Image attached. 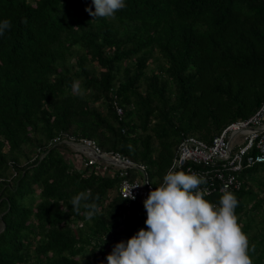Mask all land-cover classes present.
<instances>
[{
    "label": "trees",
    "instance_id": "obj_1",
    "mask_svg": "<svg viewBox=\"0 0 264 264\" xmlns=\"http://www.w3.org/2000/svg\"><path fill=\"white\" fill-rule=\"evenodd\" d=\"M124 2L114 19H94L92 0H0V22H11L0 36V264H107L146 230L144 204L127 206L117 175L73 164L59 135L146 165L157 187L183 138L211 142L264 103V0ZM241 176L235 214L264 264V164ZM86 190L101 209L90 221L70 205Z\"/></svg>",
    "mask_w": 264,
    "mask_h": 264
},
{
    "label": "clouds",
    "instance_id": "obj_2",
    "mask_svg": "<svg viewBox=\"0 0 264 264\" xmlns=\"http://www.w3.org/2000/svg\"><path fill=\"white\" fill-rule=\"evenodd\" d=\"M92 3L95 10L88 7L85 11L94 19H114L126 7L124 0ZM10 28L9 20L0 22V36ZM72 92L84 96L78 80L73 82ZM206 183V178L196 173L169 168L163 182L143 202L146 230L142 228L126 242L117 243L106 257L107 264H253L249 251L254 253L255 245L250 249L238 223L237 197L225 188L218 205L211 203L205 199L207 190L201 188ZM131 189L125 199H135ZM98 199L91 190L81 191L71 198L70 205L77 215L83 208L85 219L90 221L101 212Z\"/></svg>",
    "mask_w": 264,
    "mask_h": 264
},
{
    "label": "built area",
    "instance_id": "obj_3",
    "mask_svg": "<svg viewBox=\"0 0 264 264\" xmlns=\"http://www.w3.org/2000/svg\"><path fill=\"white\" fill-rule=\"evenodd\" d=\"M113 106L117 114L123 116L124 109L117 95H114ZM53 143L71 144L74 151L82 152L85 155L82 168L97 167L104 175L110 166L117 167L113 170L120 178L118 190L128 207L143 203L149 192L156 188L146 165L136 163L120 152L103 151L95 139L63 133L53 139ZM258 164H264V103L250 117L231 122L211 142L196 136L183 138L170 168L186 169L205 177L207 183L201 188L207 190L206 196H210L223 193L225 188L239 190L244 184L243 171ZM131 169L139 173L137 177L132 175ZM130 189L134 200L125 199Z\"/></svg>",
    "mask_w": 264,
    "mask_h": 264
},
{
    "label": "rangeland",
    "instance_id": "obj_4",
    "mask_svg": "<svg viewBox=\"0 0 264 264\" xmlns=\"http://www.w3.org/2000/svg\"><path fill=\"white\" fill-rule=\"evenodd\" d=\"M156 64L154 63H151L150 64V68L152 67H155ZM102 110L103 111H106L105 108L102 107ZM67 144V143H66ZM70 145V147L72 148H66V147H62L61 148V153H63V155L68 158V159H71L73 164H75L76 166L78 167H82L83 166V158H84V154L82 152H79V151H74L73 150V146L71 144H68ZM113 169H117V167L115 166H110V169L107 171V174L110 175V176H115V171ZM117 192L116 191H112L109 195V197H113Z\"/></svg>",
    "mask_w": 264,
    "mask_h": 264
}]
</instances>
